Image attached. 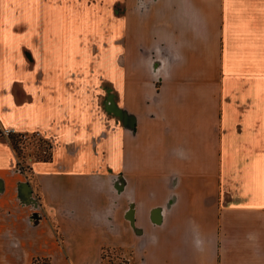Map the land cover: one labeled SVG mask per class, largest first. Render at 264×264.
<instances>
[{"label": "crops", "instance_id": "obj_1", "mask_svg": "<svg viewBox=\"0 0 264 264\" xmlns=\"http://www.w3.org/2000/svg\"><path fill=\"white\" fill-rule=\"evenodd\" d=\"M0 125V264H264V0H0Z\"/></svg>", "mask_w": 264, "mask_h": 264}, {"label": "trees", "instance_id": "obj_2", "mask_svg": "<svg viewBox=\"0 0 264 264\" xmlns=\"http://www.w3.org/2000/svg\"><path fill=\"white\" fill-rule=\"evenodd\" d=\"M1 139V138H0ZM8 142L10 145L13 147L15 153L17 154V157H22L24 158L27 154L29 156H32L30 152H35L37 153L36 160H49L51 158V154L49 156H46V152L50 150L51 152V146L50 144L43 139L38 133H28L24 137L23 135H12L9 138H7ZM23 153L21 155L20 153ZM25 153V155H24ZM23 170L26 171V173L31 176L32 174V169L30 166H25L23 165ZM110 251H119V252H126L123 249H118V248H106L103 250V264L106 259V255ZM128 264L130 263V260L127 261ZM33 264H40L39 260L36 259L34 260Z\"/></svg>", "mask_w": 264, "mask_h": 264}, {"label": "rangeland", "instance_id": "obj_3", "mask_svg": "<svg viewBox=\"0 0 264 264\" xmlns=\"http://www.w3.org/2000/svg\"><path fill=\"white\" fill-rule=\"evenodd\" d=\"M26 134L28 133H17L14 135H23L24 137ZM20 154L23 155L22 151ZM30 154L34 156L35 158L38 157L37 153H35L34 151L30 152ZM18 159L20 160L22 164H25V162L27 161V154L24 158L18 157ZM129 259H130V255L126 252L110 251L106 255L104 264H128L127 261H129Z\"/></svg>", "mask_w": 264, "mask_h": 264}, {"label": "built area", "instance_id": "obj_4", "mask_svg": "<svg viewBox=\"0 0 264 264\" xmlns=\"http://www.w3.org/2000/svg\"><path fill=\"white\" fill-rule=\"evenodd\" d=\"M17 133H19V132H17L15 129L5 128V127L0 125V138L1 139H7L10 136L17 134Z\"/></svg>", "mask_w": 264, "mask_h": 264}]
</instances>
